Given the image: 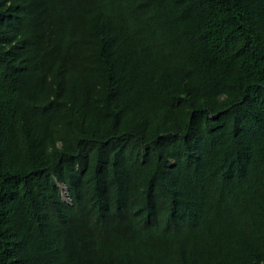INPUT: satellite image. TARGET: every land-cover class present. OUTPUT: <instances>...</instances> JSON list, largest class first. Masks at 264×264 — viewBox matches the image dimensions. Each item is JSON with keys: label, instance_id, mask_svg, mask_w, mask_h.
<instances>
[{"label": "trees", "instance_id": "trees-1", "mask_svg": "<svg viewBox=\"0 0 264 264\" xmlns=\"http://www.w3.org/2000/svg\"><path fill=\"white\" fill-rule=\"evenodd\" d=\"M0 264H264V0H0Z\"/></svg>", "mask_w": 264, "mask_h": 264}, {"label": "water", "instance_id": "water-1", "mask_svg": "<svg viewBox=\"0 0 264 264\" xmlns=\"http://www.w3.org/2000/svg\"><path fill=\"white\" fill-rule=\"evenodd\" d=\"M63 191H64L65 198L68 199V201L71 202L70 191L66 187H63Z\"/></svg>", "mask_w": 264, "mask_h": 264}]
</instances>
